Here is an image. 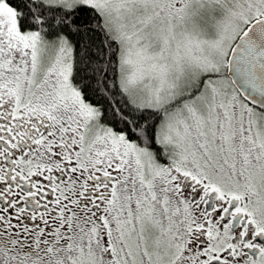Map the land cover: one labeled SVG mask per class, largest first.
<instances>
[{
    "label": "snow or ice",
    "instance_id": "obj_1",
    "mask_svg": "<svg viewBox=\"0 0 264 264\" xmlns=\"http://www.w3.org/2000/svg\"><path fill=\"white\" fill-rule=\"evenodd\" d=\"M0 264H264V0H0Z\"/></svg>",
    "mask_w": 264,
    "mask_h": 264
}]
</instances>
